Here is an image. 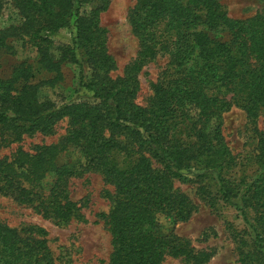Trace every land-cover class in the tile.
Listing matches in <instances>:
<instances>
[{
	"label": "trees",
	"instance_id": "1",
	"mask_svg": "<svg viewBox=\"0 0 264 264\" xmlns=\"http://www.w3.org/2000/svg\"><path fill=\"white\" fill-rule=\"evenodd\" d=\"M221 1L135 0L127 19L138 48L114 76L101 24L111 0H11L18 20L0 29V57L14 53L12 41L19 40L36 57L0 74V135L18 142L51 134L61 121L66 128L60 142L18 146L1 157L0 194L63 226L82 218L85 204L70 197V179L97 174L108 202L97 217L110 236L108 259L100 264H162L168 257L206 264L210 251L174 232L160 234L155 222L158 214L191 218L195 205L174 186L191 182L211 209L220 202L241 220L240 229L225 227L237 261L264 264V5L234 19ZM2 6L0 0V12ZM63 31L69 40H56ZM159 56L167 62L141 105L139 73ZM67 64L77 67L73 98L42 96V89L64 82ZM232 107L243 111L255 135L254 152L245 157L253 176L222 134L223 113ZM68 149L78 156L60 162ZM57 258L43 227L0 221V264H56Z\"/></svg>",
	"mask_w": 264,
	"mask_h": 264
},
{
	"label": "rangeland",
	"instance_id": "2",
	"mask_svg": "<svg viewBox=\"0 0 264 264\" xmlns=\"http://www.w3.org/2000/svg\"><path fill=\"white\" fill-rule=\"evenodd\" d=\"M135 0H111L108 9L101 14V24L107 30L108 49L116 61V68L112 75H122L125 68L132 62L137 51V40L131 31L127 19V12ZM228 15L234 19L247 18L264 5V0H222ZM18 15L11 0H3L0 12V29L6 25L16 24ZM56 40L68 41L69 32H61ZM14 53H3L0 57V74L7 76L11 68L17 63L26 60L34 62L35 50L22 45L21 41H12ZM167 58L159 56L148 63L139 73L140 88L136 101L146 105L152 96L151 83L156 81L165 67ZM64 82L53 88L42 89V96L56 101L71 100L75 95L77 84V67L67 64L63 68ZM245 114L242 110L232 107L223 113L222 134L235 156H238L240 168L244 173L253 176V166L247 165L246 156L254 152L256 139L249 129ZM66 121L59 122L53 133L44 135L33 133L24 135L18 142H8L0 135V158L9 156L21 146L25 150H32L35 145L53 144L60 142L65 134ZM78 156L76 150L68 149L60 155V162L73 161ZM188 177H193L191 173ZM52 175H46L45 186L52 182ZM174 186L184 192L195 205V211L187 221H177L167 214L156 216V227L160 234H175L188 239L196 249H205L212 253L206 264H240L237 261L235 244L226 230L231 222L235 227L243 226L235 211L220 202L216 209H211L196 192V184L191 182L175 181ZM106 185L97 174L88 173L82 177L72 178L69 181L70 197L75 201L84 200L82 218L73 219L66 225H55L51 220L42 217L32 206L19 204L13 198L0 194V221L10 227H22L26 224H35L47 231L48 244L53 251L56 264H100L107 261L110 253V236L97 214L107 211L108 202L103 196ZM214 188L211 187V191ZM70 258V262H67ZM162 264H184L180 258H166Z\"/></svg>",
	"mask_w": 264,
	"mask_h": 264
}]
</instances>
